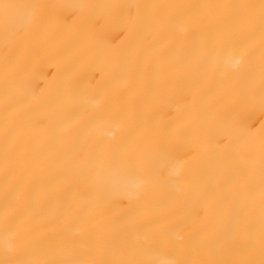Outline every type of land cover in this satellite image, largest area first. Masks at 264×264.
Masks as SVG:
<instances>
[{"label": "bare ground", "instance_id": "obj_1", "mask_svg": "<svg viewBox=\"0 0 264 264\" xmlns=\"http://www.w3.org/2000/svg\"><path fill=\"white\" fill-rule=\"evenodd\" d=\"M0 3V216L18 190L30 239L81 264L264 258V42L193 7L260 0ZM38 4L61 6L51 25ZM166 157L189 161L179 177Z\"/></svg>", "mask_w": 264, "mask_h": 264}, {"label": "snow or ice", "instance_id": "obj_2", "mask_svg": "<svg viewBox=\"0 0 264 264\" xmlns=\"http://www.w3.org/2000/svg\"><path fill=\"white\" fill-rule=\"evenodd\" d=\"M13 7L10 4L0 3V8L5 10ZM34 8L40 9V13L36 18L37 24L47 23L51 25L55 19L54 9L61 7L59 5H48V4H38L34 5ZM86 7V6H80ZM110 8H119V5H110ZM196 8H214L221 7L232 10L233 18L237 22V27L240 32L250 33L255 30L258 26L260 31V37L262 42H264V0H260L259 5L252 4H226V5H196ZM258 9V13L256 11ZM196 24L198 20L196 18H188L185 21L175 24L173 27L175 30L180 32L187 31V25ZM241 51L246 52L247 46L242 45ZM241 59H234V64L239 65ZM256 103V98L253 93L247 94L241 103V110H246ZM259 106L261 111H264V85H262L260 96H259ZM234 122L238 126H246L242 120L234 117ZM262 140H264V125L260 129ZM13 135L14 133H8ZM189 163L188 160L179 157H166L159 161V166L161 169L164 167H170L172 169L171 175H176L177 177L183 172L184 168ZM14 175L9 173V176ZM154 184L155 181H152ZM21 200V195L18 190H13L9 192L6 199V210L3 216H0V225L4 229V244L5 252L10 257L9 259L0 260V264H81L79 261L72 259H57L58 255H71L74 251L72 245L66 244L63 248L52 249L47 245H38L30 239L31 228L26 223V216L20 211L19 202ZM155 239L166 243L169 247L173 248L177 255L183 252V247L180 243L168 239L164 233H160ZM43 247L49 258L37 259L34 256L35 248ZM264 247V244H262ZM102 264H192L191 261L177 259L174 262L163 261V260H152V261H104ZM203 264H225L221 261H205ZM228 264H257L256 261L247 259L241 261H231ZM258 264H264V258H262Z\"/></svg>", "mask_w": 264, "mask_h": 264}]
</instances>
